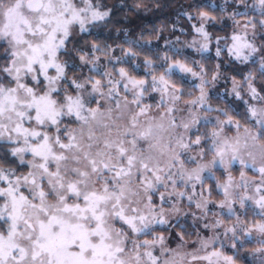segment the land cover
<instances>
[{
	"label": "snow or ice",
	"instance_id": "snow-or-ice-1",
	"mask_svg": "<svg viewBox=\"0 0 264 264\" xmlns=\"http://www.w3.org/2000/svg\"><path fill=\"white\" fill-rule=\"evenodd\" d=\"M171 7L0 0V264H264V0Z\"/></svg>",
	"mask_w": 264,
	"mask_h": 264
},
{
	"label": "trees",
	"instance_id": "trees-1",
	"mask_svg": "<svg viewBox=\"0 0 264 264\" xmlns=\"http://www.w3.org/2000/svg\"><path fill=\"white\" fill-rule=\"evenodd\" d=\"M218 1V0H214ZM119 2V0H117ZM163 2L167 5H171V8H165L161 12H157L155 15L148 14L147 17L144 18L145 23H151L156 24L159 23L161 20H175L176 18V8L175 6L179 4H187L189 0H163ZM137 24L140 23V21H136Z\"/></svg>",
	"mask_w": 264,
	"mask_h": 264
},
{
	"label": "rangeland",
	"instance_id": "rangeland-1",
	"mask_svg": "<svg viewBox=\"0 0 264 264\" xmlns=\"http://www.w3.org/2000/svg\"><path fill=\"white\" fill-rule=\"evenodd\" d=\"M107 2L111 3L112 0H107ZM209 3H223V0H218V1H214V0H208Z\"/></svg>",
	"mask_w": 264,
	"mask_h": 264
}]
</instances>
